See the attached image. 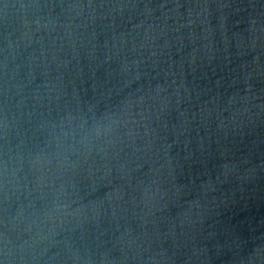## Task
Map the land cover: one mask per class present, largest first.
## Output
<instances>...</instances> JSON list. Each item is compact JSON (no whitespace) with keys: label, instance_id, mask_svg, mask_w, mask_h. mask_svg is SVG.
Masks as SVG:
<instances>
[{"label":"water","instance_id":"water-1","mask_svg":"<svg viewBox=\"0 0 264 264\" xmlns=\"http://www.w3.org/2000/svg\"><path fill=\"white\" fill-rule=\"evenodd\" d=\"M0 262L264 264V0H2Z\"/></svg>","mask_w":264,"mask_h":264},{"label":"snow or ice","instance_id":"snow-or-ice-1","mask_svg":"<svg viewBox=\"0 0 264 264\" xmlns=\"http://www.w3.org/2000/svg\"><path fill=\"white\" fill-rule=\"evenodd\" d=\"M0 2H2V0H0ZM0 264H2V262H0Z\"/></svg>","mask_w":264,"mask_h":264}]
</instances>
